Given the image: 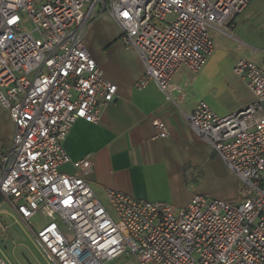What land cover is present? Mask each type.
<instances>
[{"label": "built area", "instance_id": "1", "mask_svg": "<svg viewBox=\"0 0 264 264\" xmlns=\"http://www.w3.org/2000/svg\"><path fill=\"white\" fill-rule=\"evenodd\" d=\"M249 1L0 0V106L13 124L0 152V199L48 264H105L122 253L138 264H264V69L251 59L232 66L249 103L218 115L200 100L186 114L248 189L240 202L196 193L174 211L164 200L105 188L111 213L88 183L90 156L71 159L63 147L76 119L96 122L115 98L116 85L84 44L99 13L142 60L135 85L153 82L171 99L178 68L199 70L213 49L211 29L229 26ZM151 123L156 137L167 136L164 121ZM66 163L73 172L61 170ZM38 213L46 221L35 229ZM0 264H9L3 255Z\"/></svg>", "mask_w": 264, "mask_h": 264}, {"label": "crops", "instance_id": "2", "mask_svg": "<svg viewBox=\"0 0 264 264\" xmlns=\"http://www.w3.org/2000/svg\"><path fill=\"white\" fill-rule=\"evenodd\" d=\"M232 27L233 23L219 30L228 34ZM84 44L104 77L117 88L114 101L101 109L96 122L76 119L63 140L71 159L90 156L93 169L87 178L94 194L101 196L105 188H111L136 198L164 200L179 208L193 194H202L197 185L217 173L218 162L226 164L188 125L186 114L200 100L224 115L253 99L245 80L232 71L241 52L228 46L213 48L199 70L179 67L171 80V99H165L153 82L142 88L135 85L143 62L135 49L123 43L120 29L108 13L94 18ZM218 83L237 90L240 100L222 106L225 99H215L213 93ZM154 117L165 122L167 136H155ZM12 132V121L0 106V152L9 147ZM60 168L74 171L70 163ZM5 215L13 213L7 201L0 199V220L6 224L4 230L0 228V236L11 226Z\"/></svg>", "mask_w": 264, "mask_h": 264}, {"label": "rangeland", "instance_id": "3", "mask_svg": "<svg viewBox=\"0 0 264 264\" xmlns=\"http://www.w3.org/2000/svg\"><path fill=\"white\" fill-rule=\"evenodd\" d=\"M167 17L172 18V15ZM226 33L228 34L216 28L211 29L213 48L220 49L222 46H228L230 49L241 52V57L251 59L264 69V0H250L242 12L234 18L233 27ZM218 84L213 89V93L215 99H225L221 103L222 106L232 105L240 100L241 94L237 90H228L221 83ZM218 164L217 173L205 183H199L198 190H202V194L209 199L218 197L242 201L248 194V189L226 165L222 162ZM97 198L113 213L105 193L101 196L97 195ZM172 209L176 211L179 207L172 205ZM12 213L13 215H5L11 226L0 236V252L9 264H48L37 250L33 234L26 231L23 221L14 212ZM31 221L35 223L34 228L37 229L42 222L46 221V218L38 213ZM105 264H138V262L133 254L122 253L107 260Z\"/></svg>", "mask_w": 264, "mask_h": 264}, {"label": "trees", "instance_id": "4", "mask_svg": "<svg viewBox=\"0 0 264 264\" xmlns=\"http://www.w3.org/2000/svg\"><path fill=\"white\" fill-rule=\"evenodd\" d=\"M233 22H234V20L231 23H233Z\"/></svg>", "mask_w": 264, "mask_h": 264}]
</instances>
